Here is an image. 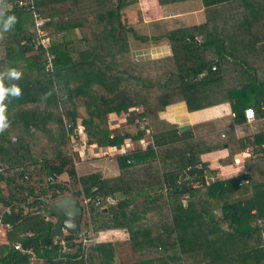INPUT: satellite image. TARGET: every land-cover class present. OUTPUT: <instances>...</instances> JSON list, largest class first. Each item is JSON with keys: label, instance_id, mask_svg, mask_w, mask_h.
I'll list each match as a JSON object with an SVG mask.
<instances>
[{"label": "trees", "instance_id": "trees-1", "mask_svg": "<svg viewBox=\"0 0 264 264\" xmlns=\"http://www.w3.org/2000/svg\"><path fill=\"white\" fill-rule=\"evenodd\" d=\"M17 1L7 0L17 22L0 39V72H22L15 82L21 95L6 102L10 125L0 134V206L8 208L2 221L12 224L7 242H0V264H229L231 255L263 245L264 171L252 169L257 161L246 160V173L209 183L199 151L215 143L228 147L229 138L193 136L159 112L177 101L189 110L211 106L252 86L264 103V32L250 27L264 19V0H197L201 23L156 35L120 23L127 0ZM185 1L157 4L170 10L172 2ZM30 5L49 38L51 70L34 42ZM71 11L79 13L76 21L65 17ZM161 42L170 44V55L132 57L136 46ZM109 113L124 115L129 129H110ZM254 113L264 116V108ZM77 125L88 144L124 152L115 157L117 174L77 175L69 144ZM130 139L138 147L123 150ZM63 173L68 179L58 181ZM79 184L90 199L84 225L94 233L123 229L125 238L93 244L69 232L55 244L45 238L53 221L35 210L38 200L76 196ZM16 241L32 248V262L13 248Z\"/></svg>", "mask_w": 264, "mask_h": 264}, {"label": "crops", "instance_id": "crops-1", "mask_svg": "<svg viewBox=\"0 0 264 264\" xmlns=\"http://www.w3.org/2000/svg\"><path fill=\"white\" fill-rule=\"evenodd\" d=\"M133 2L137 4V7L132 5ZM127 3L129 5L119 14L120 23L124 26H135L139 33L145 35H156L162 29L179 25L201 23L205 18L203 5L198 3L197 0H187L181 3L172 2L170 10L158 5L157 0H127ZM65 17L73 22L78 19L79 13L71 11ZM250 27L253 33H263L264 19L252 21ZM170 54L171 47L167 42L145 46L138 45L132 50V57L136 60L162 57ZM227 76L231 78L233 83L234 80L232 78L235 76L232 74V77H230L228 72ZM241 84L242 82L235 83L238 87ZM239 91L240 93L234 99L226 98V100L200 109L189 110L185 102L177 101L167 105L159 112L160 118L175 124L181 131L189 129L193 136L217 133L223 139L221 134L225 133L229 138L230 145L228 147H220L215 143L199 151V166L208 177L207 181L209 183L246 173V160L249 158L257 161L255 165L253 164V170L264 171V116L257 117L255 115L253 120L250 121L244 117L245 108L256 110L259 105L264 108V103L262 101L258 102L253 86L240 88ZM234 110H238V114ZM232 113L235 115L233 116ZM113 118H116L117 121L112 120ZM238 119L240 120L238 121ZM124 121L122 114H108L107 123L110 129L119 127L129 129V125H126ZM218 140L219 138L213 141ZM88 146L94 149V159L80 161L78 170L83 164L85 166L86 163L94 161V171L100 172L103 177L118 173L115 157L119 154V148L109 145L99 146L96 143ZM122 146L123 150L138 147L131 139L125 140ZM96 161L101 163L97 165ZM126 235V231L123 229H105L96 233V239L98 241H111L123 239ZM228 262L229 264H264V234L263 245L231 255Z\"/></svg>", "mask_w": 264, "mask_h": 264}, {"label": "built area", "instance_id": "built-area-1", "mask_svg": "<svg viewBox=\"0 0 264 264\" xmlns=\"http://www.w3.org/2000/svg\"><path fill=\"white\" fill-rule=\"evenodd\" d=\"M19 5H22L24 2H27L25 0H18L17 1ZM31 3V1L28 2V4ZM30 11L31 13L33 14L34 16V19H35V28H36V35L34 37V42L37 44V45H41L42 48H44V53H45V56H46V59H47V62H48V67L52 68V58H53V54H51L47 48L49 47V38L47 37V35L45 34L44 30L42 29V18L39 17L38 13L35 12V9L34 7H32V5H30ZM212 68H214V66H212ZM232 115L234 116L235 114L232 113ZM255 116V113H254V110L253 108H245L244 109V117L246 118V120H253ZM67 127H70L71 125L70 124H67L66 125ZM74 132H76L77 134H82L84 131H83V126L82 125H77V127L74 129ZM79 136V135H77ZM142 145L144 146L145 145V141H141ZM79 161H75L74 160V165L77 167ZM67 195H71V196H74V193L72 191H69V193H67ZM78 198V197H76ZM81 206H82V209H83V218L85 216L88 217V203L90 201L89 198H87L84 194H82L81 197L78 198ZM52 200H51V197L50 196H47V197H41V199L38 200V205L36 206L35 210L36 211H39V212H44V206L45 204L47 203H51ZM100 202L99 198H96L95 200V203L98 204ZM23 209L24 210H27V206H23ZM8 210L7 207H2L1 208V211H0V226L2 228H5L6 230H10L11 227H12V224H10L9 222H3L2 221V216L3 214ZM33 210V211H35ZM30 211V210H29ZM32 211V212H33ZM31 212V211H30ZM48 219H50V217L48 215H46ZM83 220V219H82ZM65 232V230H64ZM27 235H30V233H27ZM77 238L79 240H81L82 242H85V243H93L96 241V234L94 233V231L92 230L91 228V224H89V226H85L83 223L81 224V228L78 232V234H76ZM57 237H53V243H57ZM13 248L15 250H18V251H21L23 252L24 254H28L30 256V258L32 257L33 258V251H32V248L31 247H24L21 242L19 241H16L13 243ZM31 258V262L33 261V259Z\"/></svg>", "mask_w": 264, "mask_h": 264}, {"label": "clouds", "instance_id": "clouds-1", "mask_svg": "<svg viewBox=\"0 0 264 264\" xmlns=\"http://www.w3.org/2000/svg\"><path fill=\"white\" fill-rule=\"evenodd\" d=\"M9 12L10 7L8 6L7 0H0V39H3L2 33L11 32L17 22L16 16L14 14H9ZM21 78L22 72L16 68H8L0 72V134L4 133L10 125L8 116L6 115V102L9 101L10 98H18L21 95V89L17 83H15ZM65 233L68 232L65 231L64 234Z\"/></svg>", "mask_w": 264, "mask_h": 264}, {"label": "water", "instance_id": "water-1", "mask_svg": "<svg viewBox=\"0 0 264 264\" xmlns=\"http://www.w3.org/2000/svg\"><path fill=\"white\" fill-rule=\"evenodd\" d=\"M44 210L54 217L49 233L45 238L61 237L64 230L71 234H78L82 219L83 209L79 200L71 195H62L52 203H47Z\"/></svg>", "mask_w": 264, "mask_h": 264}, {"label": "rangeland", "instance_id": "rangeland-1", "mask_svg": "<svg viewBox=\"0 0 264 264\" xmlns=\"http://www.w3.org/2000/svg\"><path fill=\"white\" fill-rule=\"evenodd\" d=\"M118 117H121V116H118ZM10 118H11V115H10ZM12 119H13V117H12ZM112 120L117 121L116 118L115 119L113 118ZM78 135L79 136H77V138L76 137L73 138L72 141H70V139H69V144L71 146V152H72V154H74V156H73L74 157V160L77 161V162L79 161V163H80V161H82V160L89 161V160L94 159V157H93L94 156L93 155L94 154V149H93V147L88 146L89 144L86 142V134L85 133H82V134H78ZM11 140L12 141H15L16 139H15V137H13V138H11ZM121 152H123V151L122 150L121 151L119 150V154H121ZM79 163H78V165L76 167L74 165V162H73V166H74V168H75L78 176L83 174L82 171H84V172L94 171V161L91 162V163H86L85 166L83 164V166L80 167V169L78 170ZM95 163L97 165H99L101 162L96 161ZM83 167L85 168L84 170H83ZM67 179H68L67 174L63 173V174H61L59 176L58 181L63 182V181H66ZM79 191H80V193L78 195H76V197H78V198L81 197L82 194H84V191L82 190V187H81L80 184H79ZM232 194H235L236 195L235 192H233ZM0 211H1V206H0ZM217 213H219V211H217ZM50 219L54 221V217L53 216H50ZM34 220L42 222L41 216L34 217ZM87 221H88V217L85 216L83 218V220H82V223L85 224ZM98 237H99V234H98ZM96 241H98V239H96ZM0 242H7V230L5 228H2L1 226H0ZM91 244H93V243H91Z\"/></svg>", "mask_w": 264, "mask_h": 264}]
</instances>
